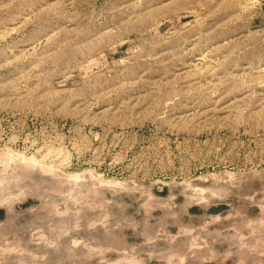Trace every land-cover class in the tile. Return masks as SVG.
I'll use <instances>...</instances> for the list:
<instances>
[{
	"label": "rangeland",
	"instance_id": "obj_1",
	"mask_svg": "<svg viewBox=\"0 0 264 264\" xmlns=\"http://www.w3.org/2000/svg\"><path fill=\"white\" fill-rule=\"evenodd\" d=\"M0 264H264V0H0Z\"/></svg>",
	"mask_w": 264,
	"mask_h": 264
}]
</instances>
